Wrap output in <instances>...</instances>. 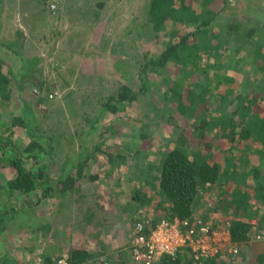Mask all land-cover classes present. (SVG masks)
I'll use <instances>...</instances> for the list:
<instances>
[{
    "label": "trees",
    "instance_id": "16d2710c",
    "mask_svg": "<svg viewBox=\"0 0 264 264\" xmlns=\"http://www.w3.org/2000/svg\"><path fill=\"white\" fill-rule=\"evenodd\" d=\"M104 3L98 0L96 6L100 8ZM217 4L222 5L214 9ZM226 7V0H145L141 14L144 23L127 26L124 32L132 37L124 39L121 36L117 41L119 48L112 45L110 49V52L120 54L116 66H122L121 81L113 80L115 85H105L100 91L91 93L93 101L84 97L76 106L82 111L81 116H75L77 112L70 108L74 119L70 133L66 134L60 127L56 114L46 123L57 132L46 134L48 139L45 136L44 141L38 140L42 136L32 137L29 141L24 138V142L16 146H10L7 140L0 142L10 146L13 153L1 164L14 171L13 177L7 181L5 194L10 196L14 192L18 197L28 196L45 184L48 178L43 167L46 168L47 164L41 159L64 141L70 145L74 162L70 160L69 169L57 184L47 185L41 190L45 197L52 196L61 204L73 189L78 192L75 202L86 198V191L90 189L85 185L93 184V179L99 178L97 173L91 175L90 165L104 156L102 164L111 168L105 172L109 177L113 171L118 174L110 186H118L120 178L126 181V186L131 184L127 189L128 197L116 201L126 217L136 212L140 214L142 208L151 206L153 197L158 198L153 213L145 210L148 223L141 220L143 218L132 223V218H129L132 226L128 240L137 232V223L142 224L140 231L148 235L159 221L175 218L186 219L190 223L195 220L204 225L208 223L209 229L219 230L220 227L230 234L226 247H220L211 255L195 257L191 248L182 250L180 247L173 254H160L156 264H264V251L256 256L246 255L253 234L264 231V52L260 45H255L252 64L259 76L255 80L245 79L247 76L241 65L247 56L235 57L240 50L236 39L243 34L237 29L233 31L235 24L229 19L220 20ZM253 32L254 28L249 27L244 35L250 37ZM160 35L164 39L156 42L163 45L158 53L144 51L140 55L134 51L138 39L144 36L158 38ZM132 40L133 43L126 47L128 53H123V45ZM5 41L0 39V48L9 46ZM10 68L12 65H6L0 58V102L3 103L9 99ZM152 81H158L155 89L160 94L159 102L153 99L154 89H149ZM70 93L64 94V99H68ZM144 95H149L148 99ZM142 98L147 101L142 102ZM71 102L74 104V99ZM91 103L95 104L89 115ZM56 108L63 115L61 108ZM128 110L131 114L137 111L132 117L129 139L119 141V120H109L110 123L101 129L104 113L126 115ZM10 116V121L0 122V132L9 129L12 133V128L23 126L31 134L32 124L25 122L24 116ZM165 124L170 127L167 132L162 129ZM35 130H40V127L36 126ZM93 135L101 137V140L93 141V146L87 148L86 144ZM1 136L0 141L3 139ZM54 136L57 141L53 142ZM105 140L115 147L104 144ZM154 144L157 150L150 151ZM28 160L41 163L36 172L24 165ZM215 185L219 189L216 195L212 194ZM226 185L227 188H223ZM208 191L210 199H215L214 195L219 198L218 224L209 222L207 211L202 216L195 215L201 212L198 205ZM112 195L119 197L116 193ZM2 208L0 231L18 212L15 207ZM93 212L87 208L84 215L92 218ZM117 217L122 218L120 214ZM249 220H254V223ZM44 227L43 224L33 227L32 235L44 232L43 236L47 237ZM98 227L85 239L83 234L78 239L77 234L80 245L73 247L69 256L55 253L52 257L38 245L40 249L32 253L29 261L40 258L42 264H51L58 258H65L73 264H103L104 261L107 264H127L130 261L138 264L133 260L130 240L128 249L119 252L122 261L115 260L99 236L101 230L113 233L111 222L106 226L99 223ZM88 244L90 249L86 247ZM229 256H233V260Z\"/></svg>",
    "mask_w": 264,
    "mask_h": 264
},
{
    "label": "rangeland",
    "instance_id": "374dc122",
    "mask_svg": "<svg viewBox=\"0 0 264 264\" xmlns=\"http://www.w3.org/2000/svg\"><path fill=\"white\" fill-rule=\"evenodd\" d=\"M96 1L98 0H0V25L2 27L0 39L9 43V46L0 48V58L3 59L6 65H12V69L10 68L12 82L8 85L7 91L9 99L3 100L4 103L0 102V122L3 120L10 121V115H12L13 117L24 116V121L32 124V128L29 129L31 134L23 126L12 128V133L9 129L1 131L0 135L3 138L0 141L1 143L3 140H7L10 146H16L21 142L23 143L24 138L29 141L32 137L42 136L38 140L44 141L43 137L45 136L48 139L46 134L49 132L56 134L57 132L51 129V126L48 127L46 123L49 119L53 120V116L56 114H58L61 123L60 127L63 130L65 129L66 134L70 133L73 129L74 119L71 118L73 114L71 115L69 111L74 109L77 112L75 116H81L82 111L77 110L76 106L79 105L80 101H83L84 97L93 101L94 97L91 93L100 91L102 86L115 85L113 80L121 81L120 71H122V66H116L120 54L118 52L112 53L110 49L113 48L112 45L117 46V41L121 36L124 39L132 37L130 33L124 32L127 30V26L131 27L136 23H144V17H141V14L145 0H103L105 3L100 8L96 6ZM226 1L228 7L221 12L222 19L220 20L229 19L231 23L235 24L233 31L237 29L243 34L241 38L239 36L236 39L240 44V50L235 57L247 56L241 65L243 67L242 71L247 76L245 79L255 80L259 76V72H254L252 54L255 53L253 51L255 45H260L264 52V0ZM221 5L217 4L213 7L217 9ZM249 27L254 28V32L250 37H247L244 33ZM140 32L142 34V29ZM163 39L162 35L158 38H151V36L145 38L144 36L142 39L137 40V47L134 51L139 52L137 54L140 55L144 51H149L152 54L158 53L157 51L163 45L156 42ZM133 41L123 45V48H121L123 53H128L126 47L132 44ZM117 48L119 47L117 46ZM240 80H243V76L240 77ZM152 82L153 84H150L149 89L150 91L154 89L152 92L153 99L159 102L161 101L160 94L155 89L158 81ZM69 92L71 93L68 99H64L63 95ZM50 94L51 96H49ZM144 97L147 98L149 95H144ZM71 99H74V104H72ZM147 99H143L142 102L147 101ZM94 104L91 103L90 106ZM56 107L61 108L63 115L57 112ZM93 107L88 109L89 115L92 113ZM74 110L72 113H74ZM130 111L128 110L126 115L104 113L100 121L101 129L110 123L109 120H119V141L129 139L132 134V117L137 112L131 114ZM36 126L40 127V130H35ZM163 127L164 132L170 129L167 124ZM124 133H126V137L123 136ZM54 137L53 142L57 141V137ZM91 138L86 144L87 148L93 146V141L101 140V137L97 135H93ZM106 143L110 144L111 148L115 147L108 140H105L104 144ZM0 146V166H2L1 164H4L8 157L13 156V153L10 152V146L7 144H0ZM146 147L149 149L148 145ZM55 148L56 152L53 150L48 151L41 159L47 164L46 168L43 167V169L48 179L45 184L39 186V189L28 196L18 197L14 192L13 195H6L5 187L8 179L13 177L14 171L9 166L0 168V185L2 186L0 189V207H15L18 210L15 216L17 218H15L16 222L14 221L15 224L11 225L17 227L21 232L25 230L32 234L33 227L43 224L48 236L44 237V232L43 234L41 232L33 234H35L38 245L54 257L55 253L69 256L70 250L73 247H78L77 234L78 239L82 234L85 239V236L87 238L90 233L92 234L100 228L98 227L99 223L106 226L111 222L113 233L101 230L99 236L107 244L106 250H111V255L114 256L115 260L122 261L119 259V252L128 249V234L132 226L129 223V218H132V223L138 218H143L141 220L148 223L144 216L145 212L148 211L149 214L154 212L158 198L153 197L151 206L148 205L147 208H142L140 214L136 212L126 217L116 201L128 197L129 190L127 189H130L131 184L126 186V181L120 178L119 185L111 187L110 183L117 179L118 174L113 171L109 177V173L105 172V169L111 171V168L108 164H102V162H105L103 156L97 158L90 165L91 175L97 173L99 178L93 179V184L89 182L85 185L86 187L89 186L91 190L86 191L87 197L75 202L78 192L72 189L67 194L68 197L66 196L65 200L62 199L63 203L59 204V200L52 196L45 197L41 190L47 185L54 186L57 184L69 169L70 162H74V160L73 152H71L68 143L59 142ZM154 150H157L156 144L151 146L150 149V151ZM24 165L36 172L41 163L39 161L33 163L28 160ZM132 177L137 179L135 175H132ZM78 187L81 189L80 184H78ZM223 188L226 189L227 185ZM212 191V194L216 195L219 189L217 190L215 185ZM115 193L119 197H113L112 194ZM215 195V199H210L208 191L202 197L201 204L198 205L201 212H196L195 215L200 214L202 216L207 211L210 214L209 222L218 224L220 223L219 213L221 209L218 204L219 198ZM87 208L92 212L94 211L92 218L88 214L84 215ZM118 214L122 218H118ZM249 221L254 223V220ZM194 229L198 231L199 228ZM208 232L207 236L205 235L202 238L204 240L208 239L206 245L208 242L213 251L220 247L224 248L229 243L230 234L227 229L222 230L219 227V230L209 229ZM262 233L264 231L261 233L256 232L251 237L250 242L252 243H249L250 245L248 244L246 249L247 257L248 255L256 256L264 251ZM184 235H187L186 230H181V233L177 234L178 238L169 239V234H166V231L162 229L159 239L163 243L169 240V244L174 247V253L180 247L182 250L183 248L193 247V244L189 242H186L183 246L180 245L184 241ZM190 237L192 238V236ZM152 239L155 241V235H152ZM86 247L91 248L90 244ZM231 247L229 246V249ZM232 250L235 251L236 249L232 248ZM159 256L160 254L155 255L154 260ZM100 258L103 257L100 256ZM229 258L233 260V256H229ZM223 259L224 257L220 260ZM156 263L155 261L153 264ZM127 264L133 263L130 261Z\"/></svg>",
    "mask_w": 264,
    "mask_h": 264
},
{
    "label": "built area",
    "instance_id": "2783aa9c",
    "mask_svg": "<svg viewBox=\"0 0 264 264\" xmlns=\"http://www.w3.org/2000/svg\"><path fill=\"white\" fill-rule=\"evenodd\" d=\"M195 219V218H194ZM196 224V226H195ZM137 232L132 234L129 237L130 243L133 247L132 250V257L134 262L138 264H153L155 262L154 256L161 254L162 252L167 254H173V245L169 244V240L165 243L159 239V234L164 229L166 234H169V239H176L178 238L177 234L181 233V230H186V236L184 235V241L180 245H184L186 242L192 243L193 247L191 250L195 252V257H205L211 255L216 252V249L213 251L212 246L206 241L208 239L202 238L203 236H207L209 233L208 225H203L200 221L189 222L188 220H179L177 218L173 219L172 221L169 220H161L156 227L150 231L148 235L142 233L140 231L142 224L137 223ZM199 228L197 229L194 228ZM152 235H155V241L152 239ZM183 235V233H182ZM192 236V238L190 237ZM264 239V233L261 236ZM215 243V242H212ZM143 246L140 248L139 246ZM208 246V247H207ZM154 260V261H153ZM27 264H42L40 258H37L34 261H29ZM51 264H73V262L65 259V258H58ZM103 264H107L106 261Z\"/></svg>",
    "mask_w": 264,
    "mask_h": 264
},
{
    "label": "crops",
    "instance_id": "0c3cea01",
    "mask_svg": "<svg viewBox=\"0 0 264 264\" xmlns=\"http://www.w3.org/2000/svg\"><path fill=\"white\" fill-rule=\"evenodd\" d=\"M0 211L4 209L0 207ZM15 216L16 214L10 218L6 228L0 231V264H26L32 253L40 249L35 235L25 230L21 232L13 226L17 219Z\"/></svg>",
    "mask_w": 264,
    "mask_h": 264
}]
</instances>
